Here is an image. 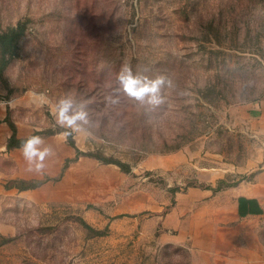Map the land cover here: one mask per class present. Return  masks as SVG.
I'll return each mask as SVG.
<instances>
[{"label":"rangeland","instance_id":"rangeland-1","mask_svg":"<svg viewBox=\"0 0 264 264\" xmlns=\"http://www.w3.org/2000/svg\"><path fill=\"white\" fill-rule=\"evenodd\" d=\"M13 29L0 264H264V222L248 236L226 210L264 168V0H0ZM125 67L156 91L130 95ZM62 99L79 131L57 123ZM13 132L56 171L27 179Z\"/></svg>","mask_w":264,"mask_h":264},{"label":"crops","instance_id":"crops-1","mask_svg":"<svg viewBox=\"0 0 264 264\" xmlns=\"http://www.w3.org/2000/svg\"><path fill=\"white\" fill-rule=\"evenodd\" d=\"M5 114L6 113L4 111V108L1 107L0 118L4 117ZM44 161H43L44 162L43 165L46 172H49L51 169H52L51 173L56 171V167L55 168L53 167V161H54L53 157L44 159ZM57 164H58V158L56 159L55 166H57ZM21 165H23V163H19V167ZM34 169H36L35 164L31 166V171H28V175H26L27 179L37 178V175H32ZM229 194L231 196L228 197L229 201L226 204L227 212H230L232 214L233 217L232 219L234 220L241 219L244 222H247V224L249 225V230L247 231V235L252 236L253 231L255 232V229L258 226V222L259 223L264 222V168L253 174L250 180L245 182L240 187L237 193L231 192ZM227 215L228 213H225V216ZM260 230H262V228H260Z\"/></svg>","mask_w":264,"mask_h":264},{"label":"clouds","instance_id":"clouds-1","mask_svg":"<svg viewBox=\"0 0 264 264\" xmlns=\"http://www.w3.org/2000/svg\"><path fill=\"white\" fill-rule=\"evenodd\" d=\"M120 80L124 85L125 90L132 96L137 99L142 98L147 93H154L156 91V84L154 83L151 87L147 84L141 85L140 81L137 78H134L130 68H123L120 72ZM162 81H158L156 83H160ZM38 96L43 97V94H38ZM69 101L62 99L60 101V109L59 115L57 116V123L61 127H72L73 131H79V128L73 127L77 119H84V113L79 114L77 117L69 118L66 114L69 109ZM70 134V133H66ZM42 138L39 136H31L26 140L21 142L20 151L23 154V157L27 164L29 165V170H31V166L35 164L36 170L39 171L44 167L43 160L46 156L50 154V149L45 148L43 151H39L37 149V145L41 144Z\"/></svg>","mask_w":264,"mask_h":264},{"label":"trees","instance_id":"trees-1","mask_svg":"<svg viewBox=\"0 0 264 264\" xmlns=\"http://www.w3.org/2000/svg\"><path fill=\"white\" fill-rule=\"evenodd\" d=\"M7 36H11V39L13 40V38H15V37L17 38L19 36V32H17L16 29H13V30H11V31L3 34V35H0L1 38L2 37H7ZM26 139L27 138L18 139L15 136L14 132H13L12 135H11V137L9 138V141H8L7 145H6L7 150H11L13 148H19L20 145H21V142L24 141V140H26ZM13 142H15V143H13Z\"/></svg>","mask_w":264,"mask_h":264}]
</instances>
